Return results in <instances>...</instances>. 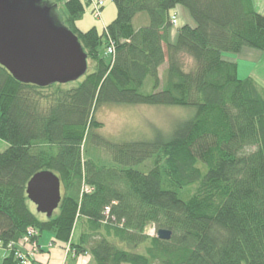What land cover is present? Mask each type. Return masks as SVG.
Here are the masks:
<instances>
[{
  "label": "trees",
  "instance_id": "obj_1",
  "mask_svg": "<svg viewBox=\"0 0 264 264\" xmlns=\"http://www.w3.org/2000/svg\"><path fill=\"white\" fill-rule=\"evenodd\" d=\"M112 1L116 16L99 32L75 25L87 0H42L94 62L80 81L40 87L0 65L1 244L19 250L31 228L36 241L48 231L86 255L85 264H264V88L239 78L236 61L223 55L264 50V14L254 0ZM177 6L194 25L180 26L170 42ZM111 42L113 57L105 54ZM105 104L194 113L168 136L114 141L94 130L95 109ZM148 160L146 172L136 168ZM41 170L60 180L49 218L27 204L26 184ZM161 228L169 239L156 236ZM3 264H17L13 252Z\"/></svg>",
  "mask_w": 264,
  "mask_h": 264
},
{
  "label": "water",
  "instance_id": "obj_2",
  "mask_svg": "<svg viewBox=\"0 0 264 264\" xmlns=\"http://www.w3.org/2000/svg\"><path fill=\"white\" fill-rule=\"evenodd\" d=\"M0 65L18 81L44 87L79 79L87 70V55L42 0H0ZM25 192L36 211L49 218L61 200L59 177L41 170ZM156 236L167 240L171 231L161 228Z\"/></svg>",
  "mask_w": 264,
  "mask_h": 264
},
{
  "label": "rangeland",
  "instance_id": "obj_3",
  "mask_svg": "<svg viewBox=\"0 0 264 264\" xmlns=\"http://www.w3.org/2000/svg\"><path fill=\"white\" fill-rule=\"evenodd\" d=\"M254 5L256 10L264 14V0H254ZM61 13V9H58ZM145 16L144 14H139ZM116 16V7L112 0H104V6L100 11V18L93 16L91 5L85 6V12L83 17L76 21L75 25L81 31H86L91 27H95L99 32L103 30V27L109 24ZM138 21L140 18L137 19ZM136 18L133 20L134 25L137 24ZM177 25V24H176ZM173 25V27H176ZM103 47L100 48V51ZM249 51V50H245ZM251 52L242 53H231L224 52L223 55L236 60L238 65V77L243 79L248 76H252L259 86L264 88V50H250ZM191 59L187 58L186 63H190ZM94 69V62L88 60L87 70L84 73L87 74ZM84 75L79 79L68 82L76 83L80 81ZM149 89H144L148 91ZM194 109L191 107H181V106H164V105H147V104H105L97 107L94 112L95 119L100 123L99 128L94 129L99 135L105 136L110 140L114 141H130V140H141V139H151L157 134L168 136L174 126V124L182 119L189 118L193 115ZM5 142L0 140V149L5 148ZM91 148V147H90ZM91 154L99 159L101 162H109V154L99 148L92 147L89 149ZM151 165V160L146 161L144 164L137 166L136 168L146 172ZM192 187L185 191V193H190ZM30 209L37 215L41 216V213L36 211L35 205L31 201H27ZM148 235L151 234V227L146 229ZM47 236H42L43 240L45 237L50 235L47 231L44 233ZM31 244H35L39 247L37 241L33 236L29 237ZM51 245V244H50ZM25 246L24 244H19V250ZM7 250L14 253V257L17 260V264H20V258L17 252L19 250L14 249L10 245H6ZM67 250L70 248L66 245ZM40 249V248H39ZM39 249L34 252L35 254L39 252ZM26 256V248L24 250ZM23 254V252H22ZM33 255L26 256L28 258L29 264L32 263ZM24 255V254H23Z\"/></svg>",
  "mask_w": 264,
  "mask_h": 264
},
{
  "label": "crops",
  "instance_id": "obj_4",
  "mask_svg": "<svg viewBox=\"0 0 264 264\" xmlns=\"http://www.w3.org/2000/svg\"><path fill=\"white\" fill-rule=\"evenodd\" d=\"M171 14L176 15L177 25L176 27H172L169 30L168 40L170 42H174L177 37V29L184 24L194 25V21L192 20L188 11L182 6H177L173 11H171ZM245 50H249V51H245ZM250 50L252 49L243 48L240 51V53L242 52L250 53L251 52ZM225 58L236 61L235 59L230 57L225 56ZM43 233L44 232H41L37 239L38 240L37 243L40 249L39 252L32 257L33 264H85L88 262V257L86 255H77V254L74 255L71 248L67 250L66 248L67 244L63 245L61 243L53 242L52 241L53 235L50 232H48L50 235H48V237H45L46 239L43 240L42 238L44 236H47ZM77 234H78V229H75L74 238H76ZM8 252L9 250H7V248L4 247L0 242V264H3V260L7 257Z\"/></svg>",
  "mask_w": 264,
  "mask_h": 264
},
{
  "label": "built area",
  "instance_id": "obj_5",
  "mask_svg": "<svg viewBox=\"0 0 264 264\" xmlns=\"http://www.w3.org/2000/svg\"><path fill=\"white\" fill-rule=\"evenodd\" d=\"M87 1L91 5L93 16L96 18H100V11L104 5V0H87ZM170 16H171V24L176 25L177 24L176 15L171 14ZM114 51L115 49H114L113 43L112 42L108 43L105 49V54L110 57H113ZM154 233H155L154 228L151 227V234L153 235ZM35 234L36 232L30 228L27 230L26 234L23 236L21 240V244H24L25 246H23L22 249L17 252L20 258L19 260L20 264H29L28 258L26 256L33 255V253L37 251L38 246L35 244H31L29 241V237L30 236L34 237ZM25 248H26V256L24 253ZM22 252L24 255L22 254Z\"/></svg>",
  "mask_w": 264,
  "mask_h": 264
},
{
  "label": "bare ground",
  "instance_id": "obj_6",
  "mask_svg": "<svg viewBox=\"0 0 264 264\" xmlns=\"http://www.w3.org/2000/svg\"><path fill=\"white\" fill-rule=\"evenodd\" d=\"M87 62H88V60H87Z\"/></svg>",
  "mask_w": 264,
  "mask_h": 264
}]
</instances>
